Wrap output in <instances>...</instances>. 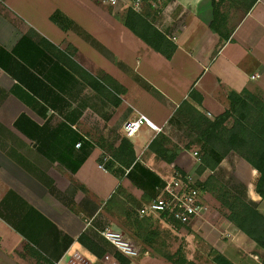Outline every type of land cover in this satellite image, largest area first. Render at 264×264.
Here are the masks:
<instances>
[{
  "label": "crops",
  "instance_id": "crops-1",
  "mask_svg": "<svg viewBox=\"0 0 264 264\" xmlns=\"http://www.w3.org/2000/svg\"><path fill=\"white\" fill-rule=\"evenodd\" d=\"M165 2L158 17L146 14L174 44L169 60L125 27L122 9L98 0H0V264H118L100 234L106 228L143 252L130 264H171L154 254L144 231L111 227L126 207L137 217L177 172L191 176L184 161H197L194 152L177 146L167 164L150 150L158 135L172 140L183 132L171 119L184 101L212 117L229 108L230 92L264 91V57H251V45H261L254 33L264 29V0H255L226 41L210 27L213 0ZM229 50L228 71L221 59ZM241 66H253L249 79L259 83L250 84ZM82 71L115 79L126 90L120 104ZM141 114L158 130L145 126L126 138L124 124ZM125 139L135 155L130 167L114 156ZM206 216L192 232L211 229ZM150 218L165 227L157 216L138 219ZM83 234L106 253L93 255L79 242Z\"/></svg>",
  "mask_w": 264,
  "mask_h": 264
},
{
  "label": "rangeland",
  "instance_id": "rangeland-1",
  "mask_svg": "<svg viewBox=\"0 0 264 264\" xmlns=\"http://www.w3.org/2000/svg\"><path fill=\"white\" fill-rule=\"evenodd\" d=\"M98 1L101 2V4H107L108 6L122 9L126 15L130 9L132 10V6L136 3V0ZM253 1L255 0L216 1L217 15L213 23L214 27L225 39H228L234 29H236L246 9ZM162 3L165 4V0H142L139 5V10L135 11L141 13L145 18H147L148 14H150L152 18H156L159 16ZM254 34L256 39H260L261 45L259 49L255 48V50V45H251V57L254 56V53H256L257 56L260 55L264 57V29L256 30ZM222 43L223 42H220L215 52L221 49ZM202 44L204 47L211 46L210 42H205L204 40ZM229 52L230 50L224 55V59H221L222 67H226L225 69L228 71L229 67L225 64V58L227 59ZM73 54H75V52ZM235 54L241 55V52L238 53L237 51ZM209 57H211V54ZM206 61L207 65H209V58L206 59ZM241 67L244 73H246L245 76H248V79L255 73V68L253 66ZM214 72L213 70L212 73ZM98 77H100V74ZM243 79L247 80L245 77H243ZM249 83L258 84L259 81L250 80ZM248 91L256 97H262L264 93V91L255 88ZM150 92L151 95L159 98L152 90H150ZM159 113L160 110H157V114ZM215 117L216 116H212L209 119ZM181 130H183L182 133H173V142L168 139L167 145L172 147L176 146V148L179 147L180 149L185 147L188 142L194 140L190 134V130L186 128ZM190 152H197L199 157L202 156V151L199 146L192 145ZM184 163L186 166L192 168V177L187 175L192 179V183H195L198 187L200 185H203V187L206 186L204 201L209 207L207 216H209L211 229L204 233L192 232L191 230L198 225L196 224L197 220L185 226L177 225L176 223L173 225L166 222L164 227V224H161L158 219L156 221L152 220V218L148 220H139L135 216V210L128 207H126L123 217L115 220V223L113 222L114 226L111 228L125 232L135 231V234L144 231L146 237L151 240V248L154 254L171 264H174L173 262L178 260H183L184 264H262V251L256 244L251 242L242 231L232 224L229 211V207L232 203L230 198L237 196L247 203H253L264 215V200L259 196H255L254 199L250 194L251 187H253V192L255 193V185L259 174L257 172L254 173V170L235 154L229 155L215 170L211 171L207 169L202 174L199 173L201 162L187 160L184 161ZM169 228L174 231L176 230L177 233H171L170 230H167ZM112 249L113 253L118 252L114 247H112ZM142 253L141 251V255ZM140 258L141 256L132 263H139Z\"/></svg>",
  "mask_w": 264,
  "mask_h": 264
},
{
  "label": "trees",
  "instance_id": "trees-1",
  "mask_svg": "<svg viewBox=\"0 0 264 264\" xmlns=\"http://www.w3.org/2000/svg\"><path fill=\"white\" fill-rule=\"evenodd\" d=\"M216 1L213 0V22L217 15ZM254 3L255 1L250 3L244 15L249 13ZM51 20L61 28H65L57 15H53ZM213 22L210 26L211 29L219 33ZM124 25L166 59L169 60L175 52L174 44L157 30L145 16L136 12L133 8L128 11L124 19ZM221 38L223 41L227 40L222 35ZM218 51L214 53V57L217 56ZM82 72L92 88L101 92L103 96L113 99L114 106L120 104V97L125 94L126 90L115 79L103 72L100 73V77L95 78L85 71ZM190 98L198 104L202 102L201 96L195 92L190 94ZM228 99L229 108L212 119L204 116L188 101H184L173 115L171 121L180 129L186 128L190 130V134L194 138L193 141L188 142L184 149L191 151L192 145L200 147L202 151V156L199 157L201 162V167H199L200 174L207 169L215 170L224 159L229 155L235 154L259 174L255 185V193L264 200V93L262 97H256L250 94L248 90L240 93L230 92ZM167 142L168 139L160 134L151 143L150 150L165 163L173 164L179 149L176 147L173 149L165 148ZM114 156L127 167H130L135 159L133 148L126 139L122 141ZM199 187L204 193L206 192V186L200 185ZM230 199L232 203L229 211L232 224L259 247L262 251L261 263L264 264V215L253 203H247L237 196ZM169 223L175 225L174 223ZM79 242L97 258L102 257L106 253L102 246L95 243L86 234L79 238ZM113 256L118 264H130V261L119 252L114 253ZM173 263L184 264L183 260Z\"/></svg>",
  "mask_w": 264,
  "mask_h": 264
},
{
  "label": "built area",
  "instance_id": "built-area-1",
  "mask_svg": "<svg viewBox=\"0 0 264 264\" xmlns=\"http://www.w3.org/2000/svg\"><path fill=\"white\" fill-rule=\"evenodd\" d=\"M141 1L136 0L134 10H138ZM255 78V76L252 77V79ZM207 117L211 118V115L207 113ZM144 126L157 129L147 116L141 114L124 124L125 137H134ZM80 146L81 143L77 144L78 148ZM193 157L200 162L197 152L193 153ZM157 192L154 199L137 210L138 218L157 216L164 222L185 226L202 219L209 213V207L204 201L205 193L185 174L177 172L174 178L170 182H166L165 186ZM100 234L128 260L134 261L140 257L141 251L138 246L129 241L123 233L106 228Z\"/></svg>",
  "mask_w": 264,
  "mask_h": 264
},
{
  "label": "bare ground",
  "instance_id": "bare-ground-1",
  "mask_svg": "<svg viewBox=\"0 0 264 264\" xmlns=\"http://www.w3.org/2000/svg\"><path fill=\"white\" fill-rule=\"evenodd\" d=\"M255 172H257V171L254 170V173H255ZM250 194H251L252 198H254L255 196L258 197V195H257V194L255 195V193L253 192V187H251ZM254 199H255V198H254Z\"/></svg>",
  "mask_w": 264,
  "mask_h": 264
}]
</instances>
